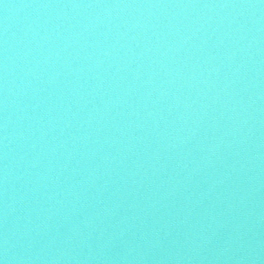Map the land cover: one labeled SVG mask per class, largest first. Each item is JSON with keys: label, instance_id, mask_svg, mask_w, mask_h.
<instances>
[{"label": "water", "instance_id": "water-1", "mask_svg": "<svg viewBox=\"0 0 264 264\" xmlns=\"http://www.w3.org/2000/svg\"><path fill=\"white\" fill-rule=\"evenodd\" d=\"M0 264H264V0H0Z\"/></svg>", "mask_w": 264, "mask_h": 264}]
</instances>
